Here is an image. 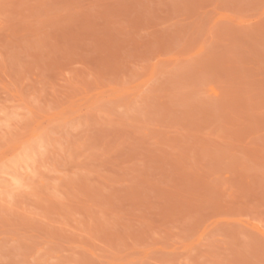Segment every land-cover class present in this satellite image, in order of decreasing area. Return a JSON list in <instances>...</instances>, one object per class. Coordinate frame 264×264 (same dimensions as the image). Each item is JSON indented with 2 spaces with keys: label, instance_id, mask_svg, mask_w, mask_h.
<instances>
[{
  "label": "rangeland",
  "instance_id": "1",
  "mask_svg": "<svg viewBox=\"0 0 264 264\" xmlns=\"http://www.w3.org/2000/svg\"><path fill=\"white\" fill-rule=\"evenodd\" d=\"M0 264H264V0H0Z\"/></svg>",
  "mask_w": 264,
  "mask_h": 264
}]
</instances>
